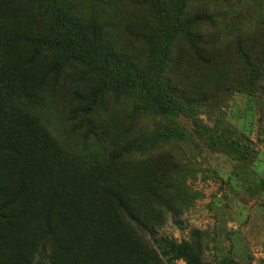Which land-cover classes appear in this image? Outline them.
Listing matches in <instances>:
<instances>
[{
  "label": "rangeland",
  "instance_id": "obj_1",
  "mask_svg": "<svg viewBox=\"0 0 264 264\" xmlns=\"http://www.w3.org/2000/svg\"><path fill=\"white\" fill-rule=\"evenodd\" d=\"M6 135L0 264H264V0H0Z\"/></svg>",
  "mask_w": 264,
  "mask_h": 264
},
{
  "label": "trees",
  "instance_id": "obj_2",
  "mask_svg": "<svg viewBox=\"0 0 264 264\" xmlns=\"http://www.w3.org/2000/svg\"><path fill=\"white\" fill-rule=\"evenodd\" d=\"M61 28H65V25H61ZM60 64L52 65V70L57 69ZM1 151H11L13 154H18V147L16 143L12 140L11 135H6L2 140H0V152Z\"/></svg>",
  "mask_w": 264,
  "mask_h": 264
}]
</instances>
